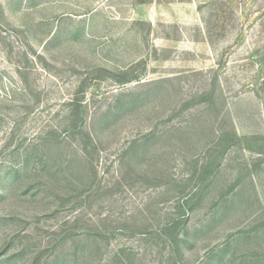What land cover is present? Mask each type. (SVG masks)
Here are the masks:
<instances>
[{
    "label": "rangeland",
    "instance_id": "1",
    "mask_svg": "<svg viewBox=\"0 0 264 264\" xmlns=\"http://www.w3.org/2000/svg\"><path fill=\"white\" fill-rule=\"evenodd\" d=\"M0 264H264V0H0Z\"/></svg>",
    "mask_w": 264,
    "mask_h": 264
}]
</instances>
